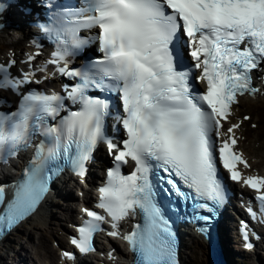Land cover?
<instances>
[{"label":"snow or ice","instance_id":"1","mask_svg":"<svg viewBox=\"0 0 264 264\" xmlns=\"http://www.w3.org/2000/svg\"><path fill=\"white\" fill-rule=\"evenodd\" d=\"M46 10L51 16L40 29L54 48L44 65L14 75L15 59L0 63V91L19 98L5 111L8 102L0 97V164L32 152L6 204L0 186V234L38 209L54 176L67 169L84 180L101 143L112 157L95 204L104 215L81 208L87 219L76 228L78 237L70 238L81 255L95 252L94 236L104 233L128 245L133 264H179L177 237L158 189L191 220L207 224L226 202L220 167L229 180L256 193L259 216L251 205L247 212L264 223V176L245 175L242 169L251 165L237 148L236 132L250 117L232 122L239 99L261 92L253 73L264 72V0H82L71 7L49 0ZM92 29L97 31L80 35ZM91 45L100 55L72 66L70 58ZM49 65L74 83L64 84L63 94L26 89L41 83L36 72ZM194 70L203 92L191 83ZM92 90L118 95L123 114L117 108L114 119L126 138L107 134L109 101L90 95ZM130 161L134 168L124 174ZM137 216L130 231L121 230L122 222ZM198 231L207 235L208 229ZM240 231L251 250L245 221ZM61 255L75 260L74 253ZM107 258L116 260L114 250Z\"/></svg>","mask_w":264,"mask_h":264},{"label":"bare ground","instance_id":"2","mask_svg":"<svg viewBox=\"0 0 264 264\" xmlns=\"http://www.w3.org/2000/svg\"><path fill=\"white\" fill-rule=\"evenodd\" d=\"M16 15L19 17L20 21L21 22H24V20L28 17L30 18L31 16H23V14L21 12H18L16 11ZM26 30L27 29H24L23 31L22 30H14L12 33H8L6 29H4L1 33H0V55H4L6 54V52L8 51V49H15L17 50L21 45H22V40L21 38L22 37H26ZM5 31V32H4ZM19 36V38L17 39H14L15 36ZM260 100L259 99H256V100H253V99H249V98H244L241 102V105H243V107H247L249 109H251L252 111H254L255 109V106L257 105V102H259ZM253 113V114H252ZM251 114L253 115V119L255 121H257V117L256 115L254 114V112H251ZM256 139V138H255ZM254 160L256 161L257 160V157L253 156ZM50 205V199L49 197L46 199L45 203H44V206L45 208L48 207ZM41 211H43V214H39V212L34 215L32 218L29 219V221H31V225L32 223L33 224H37V223H40V221H43L45 220L46 218V215H45V212H44V208L40 209ZM39 210V211H40ZM67 212L68 214H70V210L69 208H67ZM45 230V229H44ZM50 239V237L48 238H45V240L43 241V245L45 246L46 243L48 242V240ZM225 243V240L223 239V244ZM202 245V244H201ZM197 248L199 249V251H196L197 252V256H198V259L200 260H204L205 259V254H204V248H202L200 246V244L197 246ZM224 249L226 250V247H224ZM37 252V251H36ZM52 251L50 250H47V254H50ZM226 255H227V258L228 260L231 262L230 260V257L228 256V253L226 251ZM17 264H24V262L20 261L19 263ZM34 264V263H33ZM209 264V263H208Z\"/></svg>","mask_w":264,"mask_h":264},{"label":"rangeland","instance_id":"3","mask_svg":"<svg viewBox=\"0 0 264 264\" xmlns=\"http://www.w3.org/2000/svg\"><path fill=\"white\" fill-rule=\"evenodd\" d=\"M64 207L65 206H62L61 204L56 205V206H54V208L51 211L48 226L53 227V230H58V229L63 228V224H61L62 221L60 219L63 215L62 211H63ZM43 233H44V228L40 227V226H39V228L33 230L32 233L26 232L25 237L22 238V240H20V242L14 246L13 253H16L20 257H24L26 255L27 251L32 252L31 248L34 245H37L39 243L40 237ZM48 245L51 247L52 242H49ZM21 246L24 247V250H21ZM194 259H197V258H194ZM183 261L184 262L187 261V262H185V264H197L195 260H192L190 257L184 256V255H183ZM2 263L3 264H11V260L7 259L6 261H4ZM27 264H29L28 259H27Z\"/></svg>","mask_w":264,"mask_h":264}]
</instances>
